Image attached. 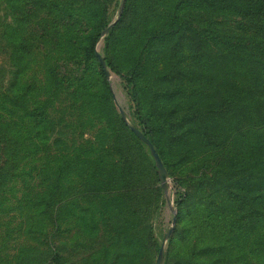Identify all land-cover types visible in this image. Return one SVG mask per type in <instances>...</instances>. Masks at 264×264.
I'll list each match as a JSON object with an SVG mask.
<instances>
[{
    "label": "rangeland",
    "instance_id": "rangeland-1",
    "mask_svg": "<svg viewBox=\"0 0 264 264\" xmlns=\"http://www.w3.org/2000/svg\"><path fill=\"white\" fill-rule=\"evenodd\" d=\"M164 3L0 0V264H158L161 248L159 264H264V163L249 175L213 163L210 190L204 186L190 196L191 184L204 177L201 160H214L217 149L197 142L184 151L191 146L183 147V139L170 143L162 122L176 100H151L150 82L133 88L122 76L149 42L146 79L162 67L180 78L187 68L188 46H161L170 37H151L171 7ZM196 16L209 32L225 35L264 28V22L217 9L201 8ZM49 26L61 41L56 51L43 47ZM78 55L75 65L70 56ZM98 55L108 98L93 59ZM58 65L66 82L59 81ZM209 65L215 87H229L235 99L261 101ZM90 67L100 83L74 85L75 70ZM188 70V83L197 88L203 82L198 70L206 69L195 64ZM220 97L215 90L213 99ZM257 116L256 124L261 111ZM218 127L222 134L224 122ZM263 134V124L241 129L228 153L236 149L240 165L250 162ZM87 138L92 145L84 148ZM251 175L257 176L253 183Z\"/></svg>",
    "mask_w": 264,
    "mask_h": 264
},
{
    "label": "trees",
    "instance_id": "trees-1",
    "mask_svg": "<svg viewBox=\"0 0 264 264\" xmlns=\"http://www.w3.org/2000/svg\"><path fill=\"white\" fill-rule=\"evenodd\" d=\"M167 1L170 2L171 7L161 16L160 24L162 28L156 30L158 35L153 32L151 37L153 34L154 37L159 38L170 37V40L160 41L161 46L165 43H169L173 48L182 44L188 46L185 47L186 56L183 57L185 65L189 69L192 65L198 64L206 69L198 70L202 73L200 74L203 79L202 84L194 88L188 83L187 76L190 71H187V68L180 72L182 75L180 78L173 79L174 77L165 73L166 69L162 67L156 71V76H153L152 79H146V57L150 42L139 53L133 68L122 76L127 77L133 88H135V85L150 82L154 86L150 94L151 100L161 99L169 102L176 100V106L166 112L167 120L162 122V128L170 132V143L183 139V147L199 142L203 148L214 147L217 149L216 155L219 159L216 157L214 160H201L206 164L198 165V167L201 166V176L204 177L202 181L197 180L191 184L192 189L190 191L192 192H190V196H193L199 194L202 187L205 186L207 190H210V186L214 184V182H211L212 179L208 180L209 169L213 163L222 164L223 167L232 171V175L236 172L249 175L251 170L264 163V134L261 136L262 141L259 143L261 149L259 147L255 148L250 162H243V165H240L239 162L241 161H238L239 153L236 149L231 148L228 153L229 144L241 132V129L244 131L247 129L252 130L262 124L264 128V45L260 46V43H264L262 37L264 28L257 27L255 31H250L241 36L225 35L219 31L209 32V29L202 25L201 20L197 18L196 13L201 8H211L217 9L219 12L238 14L247 21L263 23L264 21L258 20H264V0H165L163 7L167 5ZM48 29L42 33L43 47L46 45L50 51H56L61 43L58 37L59 34L54 27L49 26ZM114 29L115 27H113ZM99 37L100 35L97 34L89 47L91 54H94V43ZM210 40L214 41L213 46L215 48L213 47V51L210 49ZM32 48L33 42L30 40L28 48L24 52L30 54L28 52ZM189 51H191L190 55ZM78 58L79 55L73 61V57L70 56V60L75 65L78 63ZM93 59H95V63L97 60L100 69L99 75L105 88L109 91L105 94V98H108L110 97V86L106 81V75L98 57L96 59L93 56ZM209 62L211 66L216 65L219 68L221 76L226 77V81L231 84L230 86L235 85L246 94L250 96L253 94L261 101L249 103L246 100L235 99L230 94L232 89L229 87H215L206 75L210 67ZM52 68L55 67L52 66ZM58 69L60 71L59 81L66 82L68 80H66L67 73L63 72L61 65H58ZM76 71L78 75H74L72 78L74 85L80 82L87 85L96 84L98 81L100 83V76L94 74L91 67L88 73H81L78 69ZM215 90L221 92L219 100L213 99ZM135 100L139 105L138 96L135 97ZM260 111L262 121L256 124L257 114ZM172 118L173 121H171ZM234 119H239V125L234 123ZM221 121L224 122V132L218 134L217 130L220 129L218 124ZM173 130H180L181 134L173 133ZM92 133L94 134L95 130ZM89 139L87 138L84 145H82L84 148L92 145ZM193 148L194 146H191L184 151H191ZM233 155L236 157L234 158ZM200 158H204V155ZM241 179L242 176L237 182L239 187H241ZM256 179L257 176L251 175L249 181L253 183ZM190 180L193 181L194 179Z\"/></svg>",
    "mask_w": 264,
    "mask_h": 264
},
{
    "label": "water",
    "instance_id": "water-1",
    "mask_svg": "<svg viewBox=\"0 0 264 264\" xmlns=\"http://www.w3.org/2000/svg\"><path fill=\"white\" fill-rule=\"evenodd\" d=\"M112 25H113V24L109 25V27H111ZM109 27H108L107 29H109ZM98 57H99V55H98ZM99 61H100V64L104 67V61H103V59H102L101 57H99ZM104 68H105V67H104ZM170 232H171V231H169V233H170ZM162 252H163V248H161V249L159 250L158 259H157L158 264H159V262H160V260H161Z\"/></svg>",
    "mask_w": 264,
    "mask_h": 264
}]
</instances>
